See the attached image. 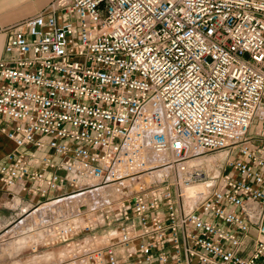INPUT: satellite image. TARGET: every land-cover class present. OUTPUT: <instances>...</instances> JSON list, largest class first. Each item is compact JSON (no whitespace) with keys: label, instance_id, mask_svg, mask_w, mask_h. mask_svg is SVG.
<instances>
[{"label":"built area","instance_id":"1","mask_svg":"<svg viewBox=\"0 0 264 264\" xmlns=\"http://www.w3.org/2000/svg\"><path fill=\"white\" fill-rule=\"evenodd\" d=\"M2 33L1 186L119 194L54 229L62 264H264V0H52Z\"/></svg>","mask_w":264,"mask_h":264},{"label":"rangeland","instance_id":"2","mask_svg":"<svg viewBox=\"0 0 264 264\" xmlns=\"http://www.w3.org/2000/svg\"><path fill=\"white\" fill-rule=\"evenodd\" d=\"M252 128L253 127H251V129ZM37 154L43 156L52 153L50 150L44 149L42 151L37 152ZM219 155L220 154H207L205 156H201L199 157V163H202L204 167L209 166L210 174L212 175L215 173V169L211 166L215 165L212 163L207 165L204 160L208 157L218 159L217 157ZM200 186L202 185H196L194 188ZM110 190L108 192H98L94 196L86 194V200L81 198L80 200H77V202L74 203H68L69 200L65 198L63 201L60 202H37L35 205H33L27 210H18V218L0 227V264H62L61 260L64 255V249L61 244L54 242L55 240L53 238V235L54 228L58 227L57 224L63 222L66 219V209L70 207L76 210L78 205L80 208L83 205V201H87V206L80 208V210L78 209V213L80 214H77V217L75 216V219L73 220L72 224L76 226L82 225V223L85 221V218L87 217H90L91 219L98 218V220H100L101 215L111 216L114 204L118 199L119 194H117L114 189L112 191ZM51 203L54 204L51 208H49L50 210L46 209V212H44L45 214H37L39 211H37L35 215L32 214L38 207L42 205H45V207H49L51 206ZM42 216L43 220L38 221L37 223H40L36 225L37 227H35L34 231L32 230L31 232H29L31 236H34H30V238H25V235L23 236V229L26 227V225L34 224L36 222L37 217L38 220H41ZM55 219L59 220L56 221ZM44 222L46 223L44 224ZM96 224L97 226L95 230L91 233L93 235H98V233L104 229V225L101 224V222H97ZM41 228L47 229H45L47 232L43 231V235H39L38 230L36 231V229H39L40 231ZM86 236V234L81 233L78 235V238ZM99 245H105V241H102L101 238H97L95 242V246Z\"/></svg>","mask_w":264,"mask_h":264},{"label":"crops","instance_id":"3","mask_svg":"<svg viewBox=\"0 0 264 264\" xmlns=\"http://www.w3.org/2000/svg\"><path fill=\"white\" fill-rule=\"evenodd\" d=\"M52 0H0V26L14 24L44 10ZM7 35L0 34V58ZM13 144L0 132V160L11 150ZM221 161V159H217ZM26 181H18L13 188H3L0 184V227L18 218V210L29 209L38 202V198L21 193Z\"/></svg>","mask_w":264,"mask_h":264},{"label":"bare ground","instance_id":"4","mask_svg":"<svg viewBox=\"0 0 264 264\" xmlns=\"http://www.w3.org/2000/svg\"><path fill=\"white\" fill-rule=\"evenodd\" d=\"M218 159H221L222 158V155H219L218 157H217ZM216 158H213V157H208L207 159H205L204 160V162L205 163H207V165L208 164H216L217 162H216ZM196 163L197 162H199L200 161V159L199 158H196ZM203 161V160H202ZM160 170H164V169H160ZM196 185H194L193 187H191V188H189L188 190H186V192H188V193H191V194H193L194 193V191H203L204 190V188H203V186H200V187H197V188H194ZM83 189H86V190H83V191H79V192H77V193H74V194H71V195H67L65 198H67V200H69V202L68 203H74V202H77V200H80L81 198L82 199H84V200H86V198H87V195L86 194H90V195H92V196H94L96 193H98V192H108L111 188H108V189H105L104 187H94V188H89V187H85V188H83ZM113 189H111L110 191H112ZM192 202V201H191ZM54 203H51V206H49V207H45V205H42V206H40V207H38L36 210H35V212L34 213H32L33 215H35L36 214V212L37 211H39L37 214H43L44 212H46V209H48V210H50L49 208H51L52 207V205H53ZM83 205H82V207H80V208H83L84 206H87V201L85 202V201H83V203H82ZM80 208H79V205H78V207L76 208V210H74V209H72V208H68V209H66V212H65V217H66V219L63 221V222H60V223H58L57 225L59 226V227H63V226H66V224L69 222V223H72L73 222V220L75 219V216L77 217V214H80V213H78V209L80 210ZM83 210V209H82ZM84 211V210H83ZM77 212V213H76ZM45 214V213H44ZM43 220V216L41 217V220H38V217H37V219H36V222L34 223V224H29V225H26V227L23 229V236L25 235V238H30V234H29V232H31L32 230L34 231V229H35V227H37L36 225L37 224H39V223H37L38 221H42ZM49 220V219H48ZM56 221H58L59 219H55ZM51 221V220H50ZM49 222V221H48ZM47 222V223H48ZM55 222V221H54ZM46 222H44V224H45ZM42 226V225H41ZM56 228V227H55ZM54 228V229H55ZM46 229V228H45ZM45 229H43V228H41L40 229V231H39V229H36V231L38 230V234L39 235H43L44 233H43V231L44 232H47ZM43 233V234H42ZM32 234V233H31ZM46 235V234H45ZM34 236V235H33ZM33 236H31V237H33ZM37 237V236H36ZM45 237V236H44ZM48 237V236H47ZM20 238V237H19ZM24 239V238H23ZM21 240V239H20ZM20 242V241H19ZM21 243V242H20ZM18 244V243H17Z\"/></svg>","mask_w":264,"mask_h":264}]
</instances>
